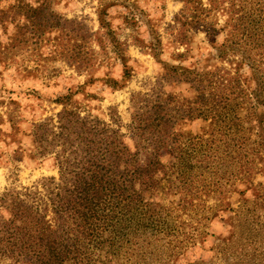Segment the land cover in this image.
Instances as JSON below:
<instances>
[{"label": "trees", "instance_id": "16d2710c", "mask_svg": "<svg viewBox=\"0 0 264 264\" xmlns=\"http://www.w3.org/2000/svg\"><path fill=\"white\" fill-rule=\"evenodd\" d=\"M51 1L15 0L0 6V26L17 16L16 37L38 39L60 32L70 44L62 58L88 75L87 81L96 69L90 44L104 54L109 46L122 77L129 76L126 44L110 27L108 3H99L98 28L91 31L81 21L58 15ZM176 1L182 6L168 24L171 40L186 47L176 57L186 55L190 36L201 29L214 57L225 65L203 71L172 65L158 59L157 35L139 41L162 71L148 92L131 95L126 132L116 113L105 121L82 113L70 90L56 97L60 109L54 118L34 123L31 136L37 155L52 154L58 176L0 192V264H106L121 258L129 264H175L197 242L190 227L172 221H191L195 201H204L212 190L194 185L193 174L203 162L199 153L205 149L182 137L178 126L185 121L217 125L222 152L237 164L226 181L254 186L252 175L264 169V0ZM217 8L227 16L221 28L206 21ZM104 82L118 85L108 77ZM165 85H181L187 93L166 92ZM221 191L216 183L212 192ZM159 193L175 197L164 203L156 198ZM233 260L230 264L245 258Z\"/></svg>", "mask_w": 264, "mask_h": 264}, {"label": "rangeland", "instance_id": "374dc122", "mask_svg": "<svg viewBox=\"0 0 264 264\" xmlns=\"http://www.w3.org/2000/svg\"><path fill=\"white\" fill-rule=\"evenodd\" d=\"M14 1L0 0V6ZM103 2L109 4L107 19L115 37L126 44L129 76L125 79L122 66L109 46L104 54L95 43L90 44L96 69L92 80L87 81L88 75L77 73L62 58L70 44L67 45L60 32L51 31L38 39L28 35L16 37L14 23L21 21L17 16L14 22L8 19L0 26V192L10 185L31 186L42 177L58 176L52 154H36L31 129L45 117L54 118L61 107L54 99L68 90L74 92L72 100L82 113L88 112L105 121L109 120L110 113H116L121 131L126 132L131 95L148 92L162 71L160 62L140 47L139 41L146 42L157 35L160 40L158 59L172 65L198 71L225 65L214 57L201 29L190 36L186 55L176 57L186 48L172 42L168 26L182 6L176 0H52L51 8L58 15L81 21L95 31L98 28L96 8ZM226 18L225 12L217 8L206 16V21L221 28ZM222 35H217V41ZM82 51L85 53L88 49L81 48ZM107 77L117 80L118 85L108 86L104 82ZM164 90L187 93L181 85H165ZM178 129L184 139L190 138L205 149L199 153L203 162H199L202 167L193 174L194 185H207L213 190L217 183L222 191L216 194L211 190L208 196H202L204 201L196 200L191 221H172L190 227L197 242L180 254L175 264L193 260L198 264H230L236 255L245 258L237 264H264V169L252 175L254 186L248 187L245 181L237 180L230 184L226 175L236 170L237 164L222 152L217 125L195 119L182 122ZM174 197L163 193L156 196L163 198L164 203ZM221 201H228L229 206H223ZM182 219L188 220L186 215ZM230 230L233 231L231 237ZM122 262L129 264L123 258L106 264Z\"/></svg>", "mask_w": 264, "mask_h": 264}]
</instances>
